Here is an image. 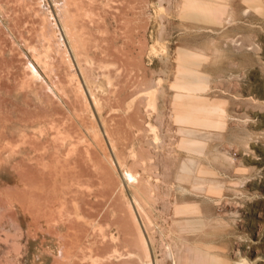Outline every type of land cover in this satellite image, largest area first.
<instances>
[{
    "label": "rangeland",
    "instance_id": "1",
    "mask_svg": "<svg viewBox=\"0 0 264 264\" xmlns=\"http://www.w3.org/2000/svg\"><path fill=\"white\" fill-rule=\"evenodd\" d=\"M204 1L60 0L77 59L52 0H0V264H92L111 235L123 257L105 264H144L120 232L138 238L130 193L153 264H264V0ZM189 72L205 90L176 98Z\"/></svg>",
    "mask_w": 264,
    "mask_h": 264
},
{
    "label": "bare ground",
    "instance_id": "2",
    "mask_svg": "<svg viewBox=\"0 0 264 264\" xmlns=\"http://www.w3.org/2000/svg\"><path fill=\"white\" fill-rule=\"evenodd\" d=\"M188 1H190V4L191 3H195L194 1H196V0H187V2ZM193 1V2H192ZM198 1V0H197ZM209 1H211V0H209ZM213 1V0H212ZM52 2H53V4H54V7H55V15H56V12H57V15H58V13L59 14H62V10H61V6H62V4H61V2H60V0H52ZM203 2H205L204 0H203ZM208 2V1H207ZM214 2H216V1H214ZM196 3H198V2H196ZM200 3V2H199ZM198 3V4H199ZM211 2H209V3H207V4H210ZM220 3V2H219ZM201 4V3H200ZM215 4H218V3H215ZM214 3H213V5L212 6H214L215 5ZM221 4H223V3H221ZM189 5V4H188ZM224 5V4H223ZM207 6V5H206ZM206 6H204V8H202L203 6H197V7H201L200 9H198L197 11H201V12H197V13H199V14H196V15H207V17H208V14H209V12H210V10H212V9H205V7ZM220 6H222V5H220ZM184 7V6H183ZM63 8V7H62ZM191 8V7H190ZM215 8H216V6H215ZM214 8V10H216V11H218V9H215ZM220 8H223L224 9V7H220ZM192 9H194V8H191V10ZM197 9V8H196ZM66 11L68 10V9H65ZM214 10H212V11H214ZM220 11H222V9H219ZM66 11H63L64 13L66 12ZM48 12V11H47ZM215 12V11H214ZM223 12V11H222ZM221 12V13H222ZM49 13V12H48ZM68 13V12H67ZM219 13V12H218ZM50 14H52V13H50ZM212 14L213 15H215V14H217V12H215V14L212 12ZM49 15V14H48ZM57 15H56V18H57ZM67 15V17L69 16L68 14H66ZM220 15V14H219ZM51 16V15H50ZM48 17V16H47ZM52 17V16H51ZM62 17H63V14H62ZM62 17H59V15H58V20L60 19V18H62ZM72 19V18H71ZM49 20V19H48ZM55 21V20H54ZM59 22H60V24L62 23V28H63V30H62V32L64 31V33H65V35H66V37H64V39H66V40H68V46L70 45V48H68V50L66 49V47L63 45H61L62 46V48H64V51H63V53L65 54V53H67V57H69L70 55H69V53L70 52H72L71 53V55H73V57L74 58H77V59H79V56L81 55V54H78V50H77V48H78V46L80 47V45H78L77 43H79V42H77L78 41V39L79 38H75L74 37V39H75V42H77L76 43V45H74L75 43H73L72 42V39H73V36H75L76 34H75V32H74V34L73 33H71L72 31H71V29H70V26L68 25V23L67 22H63L62 21V19H60L59 20ZM73 22V21H72ZM53 23H55V22H53ZM55 25V24H54ZM61 26V25H60ZM74 28V27H73ZM59 30V29H58ZM48 32V31H47ZM71 34H73V36H72V38H71ZM57 35V34H56ZM47 37H48V35H46ZM59 36V35H58ZM77 40V41H76ZM51 41V40H50ZM62 41H64V40H62ZM49 43V42H48ZM52 43V42H51ZM65 43V42H64ZM57 44V43H56ZM59 44V43H58ZM84 44V43H83ZM84 47V46H83ZM61 48V49H62ZM50 49V48H49ZM69 49H71V51L69 50ZM81 49V48H80ZM53 50V49H52ZM59 50H60V48H59ZM57 52V51H56ZM59 52V51H58ZM44 55H46V53L44 54ZM49 55V54H48ZM82 56V55H81ZM63 57V56H62ZM65 58V60H66V56H64ZM43 60H47L46 58H47V56H43V57H41ZM140 58V57H139ZM76 59V60H77ZM43 60H41V61H43ZM87 58H86V62L85 63H87ZM92 60V59H91ZM90 60V61H91ZM67 61L69 62L70 61V59L68 60V58H67ZM77 61H79V60H77ZM76 61V62H77ZM89 61V60H88ZM70 62H72V61H70ZM69 62V63H70ZM75 62V63H76ZM82 61H80V63H81ZM51 63V62H50ZM67 63V62H66ZM65 63V64H66ZM79 62H77V64H78ZM80 63H79V66H78V68L80 69L79 70V73H80V75H81V81H83L82 83L86 86V90H85V92H87V95L89 96V99L91 100V103H93V105H94V107H95V111H97L98 113H100V111H101V109H102V105L103 104H101V97H100V99H99V97H97V93H95V87H93V85H92V83L91 82H89V80L88 79H86V75H85V73H84V71L85 70H87V71H89V69H90V67H87V69H85V70H83L84 68L82 67V65L80 66ZM71 64H73V63H70V66H71V68H72V70H75V67L73 68V66L71 65ZM76 64V65H77ZM91 64H92V61H91ZM48 65V64H47ZM90 65V64H89ZM84 66V65H83ZM86 66V65H85ZM32 67V66H31ZM69 67V66H68ZM93 67L94 66H92V68L91 69H93ZM70 68V69H71ZM103 68V67H102ZM101 68V69H102ZM95 69V68H94ZM53 70V69H52ZM51 70V71H52ZM70 71V70H69ZM76 71H78V69L76 70ZM86 71V73H88ZM92 71V70H91ZM118 72V71H117ZM68 73V72H67ZM197 73V72H196ZM196 73H194V72H189L187 75L191 78V80L190 81H188V82H186V83H182L181 85H179L178 87H179V89H181V90H183L184 92H185V94H181L182 92H180V93H176V98H180L181 96H183L184 98H190V95H192L194 92H196V91H198L197 93H198V95H199V92L201 93L202 91H204L205 89H204V87H203V85H202V78L203 77H201V76H199L198 74H196ZM91 74H92V72H91ZM79 75V76H80ZM88 75V74H87ZM90 76V75H89ZM99 76V75H98ZM92 77H93V75H92ZM69 78H72L71 79V84H74V87L76 88V90H77V92H79V94H81L85 99H84V101H86V93H84V89H82V85H81V83L79 82V78H78V76L76 75V74H74V76L73 77H70L69 76ZM88 78V77H87ZM91 78V77H90ZM108 78H110V77H108ZM183 78V77H182ZM185 78V77H184ZM83 79V80H82ZM97 79H98V77H97ZM94 80H96V77H95V79ZM93 80V81H94ZM184 80V79H183ZM188 80H189V78H188ZM97 81V80H96ZM111 83V82H110ZM94 84V83H93ZM51 88V87H50ZM85 88V87H84ZM204 89V90H203ZM200 90H202V91H200ZM154 92H156L155 90H154ZM157 93V92H156ZM196 93V94H197ZM78 96V95H77ZM113 96V95H112ZM150 97H151V94H150ZM105 98V97H104ZM150 99V98H149ZM156 100V99H155ZM87 103H88V101H86ZM155 103V102H154ZM90 104V103H89ZM106 104V103H105ZM122 104V103H121ZM132 104H133V101H131V102H129V103H127L126 104V106H125V112H129L130 110H131V108L133 109L134 107H132ZM187 104V103H186ZM119 105H120V103H119ZM155 106V105H154ZM184 106V105H183ZM185 106H187V105H185ZM121 108V107H120ZM150 108H152V107H150ZM184 108V107H183ZM190 107H188V109H189ZM207 108V107H206ZM185 109V108H184ZM204 109V108H203ZM114 110V109H113ZM152 110H153V108H152ZM196 110V109H195ZM128 115V114H127ZM103 123V122H102ZM131 123V122H130ZM102 125V124H101ZM102 132V136H104V138H105V141L104 142H106V147H107V149H108V160H109V164L112 166V168L114 169V171L119 175V178L121 179V182H120V187H121V189H124L125 190V184L126 185H128L129 187H132V188H137V185H138V183H139V175L138 174H136V173H134L133 171H132V168H131V166L130 165H127L126 164V162L123 160V158L121 157V155H119V153H118V151H117V146H116V141L114 140V138L112 137V136H110L109 135V133L108 132H106V130H105V128H103V126H102V130L100 131V133ZM115 136V135H114ZM116 138V137H115ZM103 141V140H102ZM128 163V162H127ZM123 186H124V188H123ZM124 190H122V191H124ZM137 192V191H136ZM126 193V192H125ZM136 194H138V193H136ZM136 194L135 195H132L131 193L129 194V199L127 198V201H128V208H129V211H130V214H131V216H132V219H133V222H134V225L136 226V229H137V232H138V238H134L133 236H132V233H130V231H129V229H128V227L126 226V225H124L123 223L122 224H120V232H121V236H122V238H124V239H132L133 241H134V243H132V241H130L131 242V244L138 250V251H142V253L144 254V258H145V262H144V264H153V262H151V259H150V250H149V248H148V240H147V237L145 236V227H144V225L145 224H143V221H142V219H144L143 217H142V214L140 213V215L138 214V212H139V209L141 210L142 208H141V206L139 205V204H141V203H139V198L136 196ZM142 195V194H141ZM140 195V196H141ZM124 196V195H123ZM126 196V195H125ZM124 196V197H125ZM143 196V195H142ZM128 197V196H127ZM142 198V197H141ZM125 200H126V197H125ZM63 208V207H62ZM145 209V208H144ZM61 210V209H60ZM143 210V209H142ZM141 210V211H142ZM60 212V211H59ZM63 211H61L59 214H61ZM76 212V211H75ZM143 212V214H144V211H142ZM146 213V212H145ZM77 215V214H76ZM145 215V214H144ZM148 216V215H147ZM60 217V216H59ZM63 217H64V214H63ZM69 217V216H68ZM146 217V216H145ZM147 218V217H146ZM76 219H78V218H76ZM148 219V218H147ZM80 220V219H79ZM145 223V222H144ZM56 225V224H55ZM147 231V230H146ZM119 238H120V235L119 236H116V235H111V238H110V241H111V243L114 245V247H115V249H114V247L112 248V249H110V251L111 250H113V252H112V254L110 253V255H109V250L107 251L106 249V252L108 253V255H100V257H102V258H99V257H96V258H94L93 257V245H91L89 248H88V250H89V253H90V257H89V259H92V264H105V262H104V260L106 261V263H107V261H112V260H114V259H118L119 257H121L122 255L120 254V256L119 255H116L117 254V252H119V251H117V249H116V245L117 244H119V243H117L118 242V240H119ZM110 243V244H111ZM131 245V246H132ZM119 246V245H118ZM112 247V246H111ZM103 248H106L105 246H103ZM81 250V249H80ZM82 251V250H81ZM83 251H84V248H83ZM165 251V250H164ZM126 255V254H125ZM58 256L59 257H61V258H63L66 262H70L71 261V259H70V257L69 258H67L65 255H64V253H63V250H62V248H60L59 249V251H58ZM86 256V255H85ZM105 256V258L103 259V257ZM119 256V257H118ZM135 256V254L134 253H131V252H127V255H126V257L128 258V257H134ZM172 256V255H171ZM118 257V258H117ZM123 257V256H122ZM170 257V256H169ZM152 258V257H151ZM88 259V260H89ZM80 260H81V258H80ZM174 260H175V257H174ZM177 263V262H176ZM238 264V263H237Z\"/></svg>",
    "mask_w": 264,
    "mask_h": 264
}]
</instances>
